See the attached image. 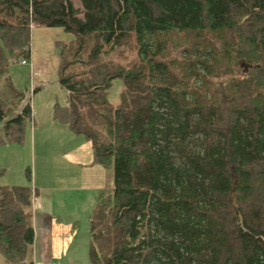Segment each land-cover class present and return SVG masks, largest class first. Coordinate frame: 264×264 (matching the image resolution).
Wrapping results in <instances>:
<instances>
[{
	"label": "trees",
	"instance_id": "1",
	"mask_svg": "<svg viewBox=\"0 0 264 264\" xmlns=\"http://www.w3.org/2000/svg\"><path fill=\"white\" fill-rule=\"evenodd\" d=\"M80 2L0 0V145L24 144L33 121L31 102H8L26 98L10 62L31 58L32 24L62 28L75 40L56 42L69 101L55 119L114 171L92 264H264V0ZM35 196L0 185L8 264H35Z\"/></svg>",
	"mask_w": 264,
	"mask_h": 264
},
{
	"label": "rangeland",
	"instance_id": "2",
	"mask_svg": "<svg viewBox=\"0 0 264 264\" xmlns=\"http://www.w3.org/2000/svg\"><path fill=\"white\" fill-rule=\"evenodd\" d=\"M72 2L81 8L80 0ZM74 40L75 36L62 28L32 24L31 58L12 60L8 70L10 83L26 97L8 102L15 101L14 110L31 102L33 121L28 123L24 144L0 145V185L31 186L39 191L37 201H43L44 210L34 207L40 236L37 251L40 255L42 226L52 229L45 234L62 249L55 263L53 258L45 261L36 256V264H92L91 217L100 192L114 187L113 169L93 164L92 143L55 119V106H65L69 101L68 91L59 83L63 61L56 42ZM24 59L28 65L22 64ZM5 81L0 80V92L7 96ZM123 89V80H114L109 91L114 106L120 104ZM0 264H8L1 252Z\"/></svg>",
	"mask_w": 264,
	"mask_h": 264
},
{
	"label": "crops",
	"instance_id": "3",
	"mask_svg": "<svg viewBox=\"0 0 264 264\" xmlns=\"http://www.w3.org/2000/svg\"><path fill=\"white\" fill-rule=\"evenodd\" d=\"M69 131L72 133V131L70 129H69ZM81 166H83V165H81ZM37 192H38V196H39V191L37 190ZM37 200H38V198L36 196V199H35V201L33 203V206H32L33 225H34V230H35V240H34V245H33L32 249H31L30 257H31V260L34 261V262H35V260L37 258H39V256H41L42 257L41 259H43L45 261H47L48 259L53 258L52 262L55 263L57 261L56 256L60 255V253L62 252V249H61V247L56 245V242L54 240H51V241L48 240V237L46 236L45 233L48 230L51 232L52 229H48V227H43L42 226L41 231H42L43 235H42V242H41V244H42L41 254L39 255V253L37 251V246H38V241H40V236L38 235V232H37V230L35 228L34 207L35 208L37 207L36 209L44 210L43 201H41V200L37 201ZM48 244L51 245V250L50 251L48 250ZM36 256H37V258H36ZM53 263H51V264H53Z\"/></svg>",
	"mask_w": 264,
	"mask_h": 264
},
{
	"label": "built area",
	"instance_id": "4",
	"mask_svg": "<svg viewBox=\"0 0 264 264\" xmlns=\"http://www.w3.org/2000/svg\"><path fill=\"white\" fill-rule=\"evenodd\" d=\"M22 64H23V65H28L29 62H28L27 60H22ZM31 66H32V65H31ZM35 199H36V196H35L34 199H33V203H34ZM35 264H36V263H35Z\"/></svg>",
	"mask_w": 264,
	"mask_h": 264
},
{
	"label": "water",
	"instance_id": "5",
	"mask_svg": "<svg viewBox=\"0 0 264 264\" xmlns=\"http://www.w3.org/2000/svg\"><path fill=\"white\" fill-rule=\"evenodd\" d=\"M243 219H242V217H241V221H242Z\"/></svg>",
	"mask_w": 264,
	"mask_h": 264
}]
</instances>
